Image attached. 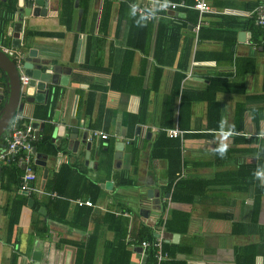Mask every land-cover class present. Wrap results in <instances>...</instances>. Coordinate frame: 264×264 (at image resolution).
Here are the masks:
<instances>
[{"label":"crops","instance_id":"0c3cea01","mask_svg":"<svg viewBox=\"0 0 264 264\" xmlns=\"http://www.w3.org/2000/svg\"><path fill=\"white\" fill-rule=\"evenodd\" d=\"M207 2L212 12L198 31V20L186 21L181 10L155 18L147 37H132L130 21L118 26L119 0H47L46 14L38 16L20 15L33 0L23 7L19 0H0V51L17 66L34 48L35 64L59 72L46 102H28L33 94L20 88L23 109L13 117L43 123L41 138L46 123L34 112L49 103L52 130L50 141L36 147L35 156L46 158L45 165L34 160L30 192L13 184L8 163L18 164L0 162V264H76L78 245L94 237V264H105L117 227L128 232L131 264H147L151 244L135 240L149 232L156 248L161 242L156 264H264V35L257 44L252 30L264 25L248 15L264 0ZM12 3L16 9L9 11ZM2 76L3 106L9 88ZM141 94L147 96L143 115ZM175 128L179 137L169 134ZM96 130L108 138L95 136ZM88 182L101 194L84 215L76 210L88 207L78 203L91 199ZM54 187L82 194L68 199V221L48 217L61 216L57 201L66 200ZM18 194L27 198L22 206ZM109 214L117 217L116 228Z\"/></svg>","mask_w":264,"mask_h":264},{"label":"trees","instance_id":"16d2710c","mask_svg":"<svg viewBox=\"0 0 264 264\" xmlns=\"http://www.w3.org/2000/svg\"><path fill=\"white\" fill-rule=\"evenodd\" d=\"M166 1H168V2H180L182 0H166ZM184 1H185V6L179 7L178 11L182 10V11L186 12V14H187L186 19H185L186 21H192V22L197 21L199 16H200V11L194 8L195 0H184ZM71 2H72V0H71ZM110 5H112V3H110ZM119 6H120V11L123 13H121V16H119V18H118V26H122L123 22H125L127 20L130 21V23H131L130 30L132 32V34H131L132 37L136 36L140 32H142L141 36L143 35V37H147L150 34L149 32L152 28V23L155 20V18H159L160 16H168L167 11L156 12V13H154L152 20L148 21L147 25H143L142 23L144 22L145 19L141 14H139L137 11L134 10L133 2L131 0L119 1ZM15 9H16V4H14V3H12V5H10V8H8L9 11H14ZM67 9H69V11L72 10L71 8H67ZM110 14L111 13H108L106 15L107 20H109ZM205 15L206 14H204V16ZM168 17H170V16H168ZM173 18H176V17H173ZM64 23L66 24L67 29H70L72 27L73 20H72L71 15L68 14V17L66 20H64ZM252 27H255V25L252 24ZM252 30L256 31L255 40H256V43L259 44L257 42V41H259L258 36L261 34L264 35V28L257 27L254 29L252 28ZM164 62H166V61H164ZM0 72L2 73V75H3L2 77L4 78V80L7 81V83H8V77H7L6 73L4 71H2L1 69H0ZM112 87H114V79L112 80ZM7 98H8V96L7 97L5 96V101H4L3 105L6 103ZM54 101H55V98L52 101V104H54ZM146 105H147V96H146V94H141V105H140V110H139L140 114L139 115L144 114ZM1 108H2V106L0 107V109ZM48 109H49V103L41 104L40 106H37L35 109L34 117L39 118V119L41 118L46 123L44 131L41 134V138L34 141L35 147L40 146V145L45 144V143H48L50 141L52 126L50 124H48V121L51 118V114L49 113ZM102 119L104 120V114H103ZM28 122H31V120H29ZM6 133H7V131L3 135L4 138L7 136V135H5ZM129 134L132 135L133 131L131 130L129 132ZM2 138L0 139V141L3 140ZM0 145H1V143H0ZM8 165H11L13 167V169H15L14 175H13L14 176L13 177L14 186L16 185V187H20V180H21V177L24 173V170H22L20 166H16L11 162H9ZM179 167L180 166L177 165L176 171L179 170ZM66 169L70 172L74 171V169L71 168L70 166H65L62 168V170H66ZM176 176L173 175L172 178L174 179V178H176ZM129 181L130 180L127 179L128 184H129ZM179 181H176V182L178 183ZM88 184L91 187H93V190L90 191L89 193H90V197H91L90 200L94 204V202L97 201V199L99 198V196L101 194V189L97 184H95L93 182H88ZM54 189L57 191L58 194H60L61 196H64L66 198V200L58 199V201H57V203L60 204V209H63L61 216L57 217V215L51 214L49 212L48 217H50L51 219H60L61 221H68L67 219H65L66 215H67L68 207L70 206V202L68 199H76L78 196H82V194H77V195L71 196L66 192H61L56 187H54ZM18 195L20 197V199H19V197H17V199H19V201H18L19 205L22 206L23 203H26L27 198L21 194H18ZM172 197L175 200L178 199L177 196L174 195V193H173ZM62 206H63V208H62ZM93 206H95V204ZM92 208L93 207H91V206L78 207L76 212L78 213V211H80L82 214L86 215V214H88V212H90V210ZM16 215L18 216V213H16ZM109 216L111 217L110 219L113 220L112 223L114 222L113 224H111V228H116L117 224L119 222L116 219L117 217L114 216L113 214H109ZM17 220H18V218H16L11 223V231H12L13 226L17 222ZM68 223L70 224V223H72V221L68 222ZM124 229H125V232H121L120 229L117 227L115 229V232H116L115 240L112 242H108L106 244V249H105L106 250V257L103 260V262L105 264L108 263V260L110 261L111 264H131V250H129V248H128L129 246H131V244L129 242L126 243V241H125L128 232L126 230V227ZM9 231H10V229H9ZM154 239H155V237L152 235V233L149 232V233L140 234L138 236V238H136V240H135V243L139 244V245H141V243L143 241L150 242L151 246L149 247V250L147 253L149 256V258L147 260V264H156L157 263V261L155 259V254L157 252L158 247L156 248L154 246ZM87 242L88 243H83V244L78 245V251H77V255H76V264H94L95 263L94 259L97 255L96 246H95L96 245V237L93 238V241H92V238H89ZM172 246H175V245H172ZM246 246H248V245H246ZM250 247H253V245H250L249 248ZM163 250L168 251V249H166V243L163 246ZM254 256H257V254H255ZM251 264H255V262L253 261V262H251Z\"/></svg>","mask_w":264,"mask_h":264},{"label":"built area","instance_id":"2783aa9c","mask_svg":"<svg viewBox=\"0 0 264 264\" xmlns=\"http://www.w3.org/2000/svg\"><path fill=\"white\" fill-rule=\"evenodd\" d=\"M122 1V0H119ZM127 1V0H123ZM133 2L134 10L141 14L145 20H152L154 13L159 11H178L179 7L185 6V1L180 2H168L166 0H131ZM194 8L200 11V16L198 18V23L195 29L198 31L203 24L204 14L212 12L210 4L207 0H195ZM251 18L256 19L259 25H264V5L258 9H255L248 13ZM5 51L7 49L5 48ZM23 57L20 55L17 61V68L19 71V80L21 83V91H24V87L30 81V77L25 74V68L23 63L20 61ZM23 116L17 113L12 117L9 123V136L7 138V146L5 150L0 151V162L14 161L18 166L25 167L24 173L20 180V190L25 192H30L32 189V182L37 178L35 172H33V163L36 159L34 152V141L36 139L37 128L32 123H22ZM22 123V124H21ZM182 131L179 129L169 130L170 136L179 137ZM95 136H100L103 139L108 138V134L103 130H96L94 132ZM79 205L93 206L92 201H78ZM150 242L143 241L141 245L146 247ZM157 247L161 246L160 240L155 242Z\"/></svg>","mask_w":264,"mask_h":264},{"label":"water","instance_id":"95a60500","mask_svg":"<svg viewBox=\"0 0 264 264\" xmlns=\"http://www.w3.org/2000/svg\"><path fill=\"white\" fill-rule=\"evenodd\" d=\"M24 0H19V6L23 7ZM46 7H47V0H33V3L29 4L28 10L20 11V15L26 13V14H33V15H45L46 14ZM168 14L170 15H178V11H168ZM182 16H185V13L183 12L181 14ZM21 23H19L17 26L14 27L13 32V43L14 46L19 47L20 46V28ZM37 55V50L34 48L29 49L28 54L26 57H24V68H25V74L30 77V81L26 85V93L33 94L27 96V101L33 103L34 101H40V102H46L50 93V84H57L58 83V77L59 72H51V71H43L41 69L40 65L35 64V57ZM0 69L4 71L8 77V88H9V96L7 98L6 103L2 106V103L0 102V106L2 108L0 109V138L1 135L7 130L9 123L15 114L16 110H22L23 109V101H21V83L19 80V71L17 69L16 63L8 57L5 53L0 51ZM1 101V100H0ZM33 125L37 128L36 131V140L39 139V133L43 130V123H33ZM122 129V128H121ZM61 136L64 135V128L60 129ZM124 135V134H122ZM69 137L75 138V134L70 133ZM5 150V149H4ZM34 152H37V148L34 147ZM117 156V154L115 155ZM46 158L45 155H42L40 153H37L36 155V163L39 165H45L44 159ZM24 168V167H23ZM47 170H45L44 179L46 178ZM43 179V180H44ZM45 181V180H44ZM111 185V182L105 183V187L108 188V186ZM143 210H141V214L143 215ZM178 237V235H173L171 238L174 239ZM136 250L142 252L143 247L136 248ZM147 258V256H144V260Z\"/></svg>","mask_w":264,"mask_h":264}]
</instances>
